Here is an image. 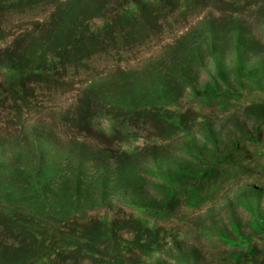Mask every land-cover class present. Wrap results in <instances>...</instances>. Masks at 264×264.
<instances>
[{
    "label": "rangeland",
    "instance_id": "obj_1",
    "mask_svg": "<svg viewBox=\"0 0 264 264\" xmlns=\"http://www.w3.org/2000/svg\"><path fill=\"white\" fill-rule=\"evenodd\" d=\"M129 1L0 8V264H264V0Z\"/></svg>",
    "mask_w": 264,
    "mask_h": 264
},
{
    "label": "trees",
    "instance_id": "obj_2",
    "mask_svg": "<svg viewBox=\"0 0 264 264\" xmlns=\"http://www.w3.org/2000/svg\"><path fill=\"white\" fill-rule=\"evenodd\" d=\"M9 1H13L14 2V3H11V7L12 8H14V6L19 8L21 6V4H23V6H28V5L34 6V5H38V4H41L43 2H46L48 0H0V8H4L3 6L8 5ZM132 3L135 4V6L139 9L140 12H143L145 10V8L148 6V2L147 1H142V0H138V1H135V2L130 0L128 2V4H132ZM71 17H72L71 15L65 16L64 17V21L65 20L72 21L73 19H71ZM135 17L136 16H134L133 14L132 15L129 14L126 10L123 9L122 14L119 15V20L118 21L120 22L122 20L123 21L124 20H134ZM77 39H79L78 36H77ZM73 40L74 39H70L68 44L74 42ZM70 48H71V45H70ZM22 73L25 76L29 75L28 71H25V70H22ZM133 204H137V205H139L141 207H144V205H141L140 203L134 202ZM7 214H8V210L4 207L3 204H0V218L4 219V220L7 219ZM16 263L17 262H14L12 264H16Z\"/></svg>",
    "mask_w": 264,
    "mask_h": 264
}]
</instances>
